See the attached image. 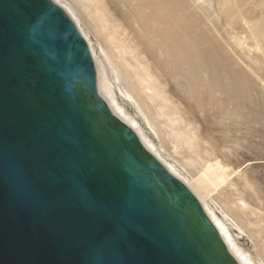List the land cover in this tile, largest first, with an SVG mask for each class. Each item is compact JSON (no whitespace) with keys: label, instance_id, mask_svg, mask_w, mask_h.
I'll return each mask as SVG.
<instances>
[{"label":"water","instance_id":"95a60500","mask_svg":"<svg viewBox=\"0 0 264 264\" xmlns=\"http://www.w3.org/2000/svg\"><path fill=\"white\" fill-rule=\"evenodd\" d=\"M0 264H238L52 0H0Z\"/></svg>","mask_w":264,"mask_h":264},{"label":"rangeland","instance_id":"374dc122","mask_svg":"<svg viewBox=\"0 0 264 264\" xmlns=\"http://www.w3.org/2000/svg\"><path fill=\"white\" fill-rule=\"evenodd\" d=\"M67 1L88 22L80 5ZM103 1L112 18L130 31L132 44H142L140 51L169 105L195 132L197 146L192 156L199 155L195 167L201 161L209 164L199 174L195 167L189 169L200 186L193 184L205 190L230 216L233 213L232 219L238 215L236 222L245 232L233 228L232 235L246 253L263 261L264 0ZM157 1L166 7V20L172 26L170 38L158 34L161 28L157 23L141 24V17L150 12L158 21ZM147 3L151 4L150 12L144 11ZM139 10L144 11L143 15ZM170 19L180 20V29ZM116 95L146 136L163 146L165 158L182 162L185 149L173 153L166 136L157 131L158 137L155 135L134 101L125 99L117 90ZM205 171L214 182L203 181ZM217 176L222 177L221 182ZM229 201L235 205L239 202L244 211L233 203L232 207ZM230 209H234L232 213Z\"/></svg>","mask_w":264,"mask_h":264},{"label":"bare ground","instance_id":"6f19581e","mask_svg":"<svg viewBox=\"0 0 264 264\" xmlns=\"http://www.w3.org/2000/svg\"><path fill=\"white\" fill-rule=\"evenodd\" d=\"M52 1L65 11L73 21L77 31L85 39L93 59L97 83L102 88L125 124L137 135L140 143L146 151L155 157L171 175L183 183L196 197L205 215L214 225L229 253L238 264H264V260L262 261L259 258L254 259V257L238 246L231 231L233 228H237L240 232L245 231L241 230L238 221L236 222L238 215L236 216V219H232L231 216L234 215L232 213L234 209H230V212L232 213L230 216V214L225 211L226 209L219 203H216V201L213 200L205 190H202L200 187H196L193 184L196 183L200 186L199 183L194 180V176L190 174L189 170L195 167L199 158L198 153H195L196 157L192 156L194 154L192 152L197 146L195 132L189 128L188 125L183 124V120L178 111L169 105L170 101L164 96V90L160 89L156 78L149 69L150 66L148 67L149 62L147 65V59H145L140 51V45L142 44H132V38H128L130 31H128L123 23L117 21V18H112L113 16L103 0H74L81 6L88 21L86 23L88 24L85 23V19L82 18L80 13L78 14L77 10L69 4L70 2L67 3V0V2L64 0ZM156 4L160 12V18L158 21H155L154 18H152L150 12L151 4L147 3L144 11L149 9V15H143L144 11L142 12L139 10L140 14L143 15L141 17V24L144 22L150 26L157 23L161 28L158 34L162 37L170 38L172 26L166 20V16H168V13H166V7L160 1H157ZM141 20H139V22ZM172 20L170 19V21ZM172 23L174 26L176 25L178 27L180 20L178 21L177 19H174ZM87 25H89L90 28ZM134 25L137 28L139 26H136V23ZM138 33L140 32L138 31ZM173 43L177 45V42L173 41ZM116 90L125 99H128L131 102L134 101L133 104L135 105V108L144 118L146 124L152 131H157L166 136V139H168L166 140L168 142L167 144H169L173 153H176L179 149H185L186 153L182 158V162L175 161L174 159L169 161L165 158L163 154L165 149L163 146H157L146 136L142 127H140L135 121L136 118L131 117L118 102ZM154 124L156 125V130L153 129L155 127ZM155 135L158 137L156 132ZM168 157H171V155L168 154ZM206 164L209 163L201 161L199 167H195L196 172L199 174ZM207 171L201 175L203 181L208 183L214 182L212 177L207 176ZM217 178L219 182H221L222 177L217 176ZM237 201H240L241 204H243L242 206L245 205L241 199H238ZM229 203L234 204V201H229ZM233 204H231V206ZM238 204H234L236 206L235 208L241 210L242 206L239 202ZM234 205L232 207H234ZM236 209V213L240 212L239 210L236 211Z\"/></svg>","mask_w":264,"mask_h":264}]
</instances>
